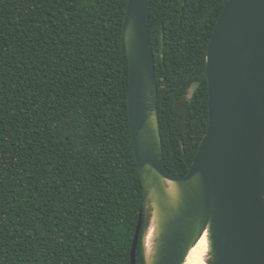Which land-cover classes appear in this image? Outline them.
<instances>
[{"label":"trees","instance_id":"trees-1","mask_svg":"<svg viewBox=\"0 0 264 264\" xmlns=\"http://www.w3.org/2000/svg\"><path fill=\"white\" fill-rule=\"evenodd\" d=\"M228 1L152 0L173 175L189 173L208 130L206 50ZM128 2L0 0V264H132L145 192L128 111Z\"/></svg>","mask_w":264,"mask_h":264},{"label":"water","instance_id":"water-1","mask_svg":"<svg viewBox=\"0 0 264 264\" xmlns=\"http://www.w3.org/2000/svg\"><path fill=\"white\" fill-rule=\"evenodd\" d=\"M151 5L129 0L122 33L130 130L145 192L132 264L142 232L146 264H185L207 232V264H264V0H229L221 13L206 50L209 126L183 176L168 170L164 156Z\"/></svg>","mask_w":264,"mask_h":264},{"label":"bare ground","instance_id":"bare-ground-1","mask_svg":"<svg viewBox=\"0 0 264 264\" xmlns=\"http://www.w3.org/2000/svg\"><path fill=\"white\" fill-rule=\"evenodd\" d=\"M155 220H153L152 226L149 229L147 235V251L148 256L151 255L153 249V241L155 238ZM209 253V235L208 232L203 236L199 243L191 250L185 264H207Z\"/></svg>","mask_w":264,"mask_h":264}]
</instances>
